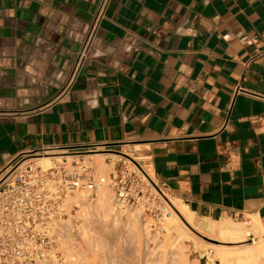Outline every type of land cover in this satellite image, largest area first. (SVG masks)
Returning <instances> with one entry per match:
<instances>
[{
  "label": "crops",
  "instance_id": "1",
  "mask_svg": "<svg viewBox=\"0 0 264 264\" xmlns=\"http://www.w3.org/2000/svg\"><path fill=\"white\" fill-rule=\"evenodd\" d=\"M0 0V170L30 152L118 151L201 231L264 234V0Z\"/></svg>",
  "mask_w": 264,
  "mask_h": 264
},
{
  "label": "rangeland",
  "instance_id": "2",
  "mask_svg": "<svg viewBox=\"0 0 264 264\" xmlns=\"http://www.w3.org/2000/svg\"><path fill=\"white\" fill-rule=\"evenodd\" d=\"M46 153L57 155L58 151H45L41 155ZM65 153L67 154L63 157L83 155L89 161L88 165L100 187L92 200L82 193H74L68 197L67 217L63 222L66 233L65 257L62 262L53 264H220V258L216 254L221 250L219 247L226 251H238L246 247L251 239L257 243L263 242V231L250 232L245 237L246 242L242 243L223 240L197 229L196 225L182 215L177 216V224L167 232L166 217L172 212L168 218H173L174 210L170 209V204H166V201L172 203L171 200H176L154 183L151 186L145 182L150 195L145 206L133 210L116 209L114 206V192L108 186L109 177L120 169L122 163L138 174L133 166L138 165L131 156L105 150H92L82 154ZM93 154L103 157L98 168L93 166L90 158H86ZM67 159L68 162L78 160ZM102 194L106 197L104 203L100 201ZM71 196L75 198L72 199ZM79 196L87 198L83 200L82 208L75 204ZM230 257L232 256H228L227 260L233 264V257ZM263 259L264 257L259 264H264Z\"/></svg>",
  "mask_w": 264,
  "mask_h": 264
},
{
  "label": "built area",
  "instance_id": "3",
  "mask_svg": "<svg viewBox=\"0 0 264 264\" xmlns=\"http://www.w3.org/2000/svg\"><path fill=\"white\" fill-rule=\"evenodd\" d=\"M110 0H100L93 21L76 52L71 79L90 58L99 22ZM44 152H30L0 170V264H53L65 257L66 202L74 193L98 191L89 161L83 155L77 161L60 162L43 170L39 158ZM129 169L125 163L109 177L116 209L133 210L145 206L150 195L141 169Z\"/></svg>",
  "mask_w": 264,
  "mask_h": 264
},
{
  "label": "bare ground",
  "instance_id": "4",
  "mask_svg": "<svg viewBox=\"0 0 264 264\" xmlns=\"http://www.w3.org/2000/svg\"><path fill=\"white\" fill-rule=\"evenodd\" d=\"M65 154H67V153H65L63 151V152H58L57 155L48 154V153H46L44 155H39V156H41L38 159L39 164L43 170H47V169L51 168L55 162H60L62 158H77V156H75V157H70V156L69 157L68 156L63 157V155H65ZM112 156H115V155H112ZM86 158H90V160L93 161V166H95L96 168H98L99 165L101 166L102 161H103L102 155H98V154L88 155V156H86ZM108 165H110V164H108ZM101 169H102V167L100 168V170ZM103 173H104V170H103ZM141 173L144 175L147 183L152 186V184L154 182L145 174V172L141 171ZM71 198L74 199L75 196H71ZM105 198L106 197L102 194L100 197V199H101L100 201L102 203H104L106 201ZM76 200L77 201H75V204H77L78 206H80L82 208L84 205L83 200L85 201V200H87V198L79 196L76 198ZM171 201L173 204L169 200H168V203L166 201V204H168V205L170 204V209L172 211L174 210V215H172L174 217L168 218V217H171L172 212H170L171 214L169 213L167 215L168 217H166L167 232H168V230H172L173 226L175 224H177L176 218H178L179 216L182 215L189 221L188 215L186 213L187 212L186 208L177 201L176 202H174L173 200H171ZM245 225H247V227H245ZM80 229H81V226H80ZM262 231H263V225L254 219H252L248 222H245L244 224L237 223V222H234L232 220H229V221L223 220L220 222V224L216 230H214L212 226H209L206 233H208L210 235H215L218 238L223 239V240H229L230 242L233 241L234 243L235 242L242 243V242H246L245 237L248 236L250 234V232H256V233L258 232L259 233ZM84 235H82V236H84ZM219 249H221V250H219ZM219 249H218L219 251L217 250L218 252H216V254L220 258V261H219L220 264H230V262L227 260L228 259L227 257L230 255L233 257L232 262H231L233 264H259L260 260L264 257V239H263V242H259V243H257L254 239H251L250 243L246 247H244L238 251H229V249H228V251H229L228 252V251L224 250V248H220V247H219ZM232 257H230V259Z\"/></svg>",
  "mask_w": 264,
  "mask_h": 264
}]
</instances>
